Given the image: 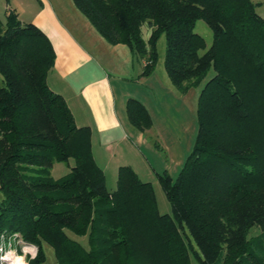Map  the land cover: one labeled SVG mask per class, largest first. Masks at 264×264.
<instances>
[{
	"label": "trees",
	"instance_id": "16d2710c",
	"mask_svg": "<svg viewBox=\"0 0 264 264\" xmlns=\"http://www.w3.org/2000/svg\"><path fill=\"white\" fill-rule=\"evenodd\" d=\"M71 1L107 43L127 46L140 75L153 71L163 35L162 66L173 88L184 93L202 82L193 143L174 179L156 174L169 214L157 211L151 184L128 165L117 167L114 188L106 189L89 127L75 125L63 97L46 83L51 43L6 8L0 21V234L35 247L26 264L44 260L43 244L54 264H190V256L198 264H264V18L256 3ZM197 20L211 33L205 50L193 31ZM125 114L136 130L150 127L138 100L126 99ZM68 159V172L51 178L52 164ZM254 226L258 232L249 235Z\"/></svg>",
	"mask_w": 264,
	"mask_h": 264
},
{
	"label": "crops",
	"instance_id": "0c3cea01",
	"mask_svg": "<svg viewBox=\"0 0 264 264\" xmlns=\"http://www.w3.org/2000/svg\"><path fill=\"white\" fill-rule=\"evenodd\" d=\"M4 3L5 9H14L21 22L39 28L51 43L54 59L46 83L63 97L75 125L89 127L91 153L104 176L105 167L112 165L115 173L119 165H128L136 173L135 164L143 160L140 148L149 147L150 134L166 137L163 131L155 130L147 100L154 101L161 117L172 119L171 129L164 131L178 132L179 138L190 130L195 132L188 113H195L196 90L189 88L179 93L164 75L152 78L157 80L156 87H140L151 74L140 75L141 65L134 61L127 46L107 43L71 0H4ZM132 81L135 93L128 88ZM127 98H134L145 107L151 121L149 128L138 131L128 123ZM162 144L167 152L168 146L164 141Z\"/></svg>",
	"mask_w": 264,
	"mask_h": 264
},
{
	"label": "rangeland",
	"instance_id": "374dc122",
	"mask_svg": "<svg viewBox=\"0 0 264 264\" xmlns=\"http://www.w3.org/2000/svg\"><path fill=\"white\" fill-rule=\"evenodd\" d=\"M251 1L253 3H256L255 9H254L255 12L264 18V0H251ZM4 11H5L4 0H0V21L1 22L4 21ZM193 31L203 38L204 45H205L203 50H205L209 46L210 41H211V33H210L209 29L204 24V22H202L201 20H197L194 23ZM141 32H142L143 38H146L148 36V29L146 28L145 25H142ZM203 50H201L199 52L201 53ZM163 51H164V37L161 34L156 41L157 59H156L153 71L151 73H149V74H151V77H148V79L145 83L140 84V87L145 88L144 85H146L147 87H149V86H155L156 87L157 80H152V78H155V77L158 78L159 75L160 76L161 75L166 76L164 73L163 66H162ZM143 63H144V61H143ZM211 74H212L211 71L208 72L205 79L208 76H210ZM132 84H133V81L129 82L128 88L132 89L133 93H135L134 92L135 86ZM201 84H202V82H201ZM0 85H1V77H0ZM131 85H132V87H131ZM200 85H198L196 88H194L196 90V95H197V91H198ZM137 95H139V97H142L138 93H137ZM145 103L148 105L147 106L148 110L152 116L153 122H154L155 127H156L155 130L156 131L159 130L160 132L163 131L162 133H164L166 135V137H164V138L159 137L158 138L155 135L150 134V137H148V141H147V142H150L149 147L145 148L143 146L142 148H140V150L142 151V154H143V160H141L140 164H135L136 165L135 167H137L136 173H137V176L142 181H147L151 184L152 189H153V193H154V197H155L157 211L159 213L169 214L170 213V206H169V203L167 202V200H166V198H165V196H164V194H163V192L159 186L156 174H160L163 171H165L171 177V179L175 178V176H176V174L180 168V165H181L180 163H182L185 156L190 151V148H191L192 143H193L195 132L191 133V130H190V132H189L190 134L189 133L186 134L184 136V138L183 137L179 138L178 137L179 135H177L178 132L171 131V130L170 131L169 130L164 131L165 128L171 129L172 119L168 120L167 118L164 119V117H161L160 110L157 107V105L154 103L153 100H151V101L147 100V102H145ZM168 107H170V105ZM188 117L190 120L191 127L193 126V123H194V127L196 129L195 113L193 111L192 112L190 111L188 113ZM165 124H166V126L168 124V126H170V127H168V126L165 127ZM146 135H147V133H146ZM162 141H164V143L168 146L169 151H168V148H167V152L163 149ZM154 144H157L155 146V148L153 147ZM177 161L179 164H176ZM114 162H115V160H114ZM70 165H72L71 159H68L67 163L54 162L52 164V166L49 168V176L51 178L55 179V178H58V177L64 175L66 172H68ZM108 167L107 168L105 167V169H104V171H105L104 183H105L106 189L111 190L114 188L115 172H114L113 165H112V168H110V166H108ZM257 232H258V229H257V227L254 226L249 230V235H254ZM67 233L70 236L78 239L82 244H85V239L83 236L78 237V236L71 234L70 232H67ZM2 243H3V245L0 249V255L3 256L6 253L5 254L6 257L8 254L16 256L18 258L19 262L21 261V264H26L25 259L27 257L28 258L33 257L35 254V247L32 245L21 243L19 241H16V242L12 241L10 246H8L7 239L3 240ZM30 246L32 248H34V250ZM29 248H31V249L29 250ZM7 252H9V253H7ZM43 252H44V260L40 264H54V258H53V253H52L51 248L49 246H47L46 244H43ZM189 262H190V264H198L197 260H195V258L192 256L189 257ZM3 264H6V263H3Z\"/></svg>",
	"mask_w": 264,
	"mask_h": 264
},
{
	"label": "built area",
	"instance_id": "2783aa9c",
	"mask_svg": "<svg viewBox=\"0 0 264 264\" xmlns=\"http://www.w3.org/2000/svg\"><path fill=\"white\" fill-rule=\"evenodd\" d=\"M5 239H7V244H8V246H10V244H11V242L12 241H19V242H21V243H23L18 237H17V235L16 234H13V235H11V236H8V237H5L3 234H0V249H1V247H2V245H3V243H2V241L3 240H5ZM11 242H10V241ZM7 253H9V252H7ZM6 254V253H5ZM5 254L3 255V256H1L0 255V264H3V263H6V260H5Z\"/></svg>",
	"mask_w": 264,
	"mask_h": 264
},
{
	"label": "bare ground",
	"instance_id": "6f19581e",
	"mask_svg": "<svg viewBox=\"0 0 264 264\" xmlns=\"http://www.w3.org/2000/svg\"><path fill=\"white\" fill-rule=\"evenodd\" d=\"M31 247V246H30ZM32 248V247H31ZM29 248V250L31 249ZM27 249V248H26ZM34 250V248H32ZM28 251V250H27ZM6 260V264H21V261L19 262L18 258L16 256H13L11 254H8L7 257H4Z\"/></svg>",
	"mask_w": 264,
	"mask_h": 264
}]
</instances>
